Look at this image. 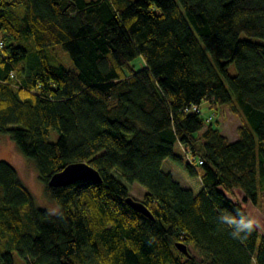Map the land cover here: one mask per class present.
Masks as SVG:
<instances>
[{"label":"trees","instance_id":"16d2710c","mask_svg":"<svg viewBox=\"0 0 264 264\" xmlns=\"http://www.w3.org/2000/svg\"><path fill=\"white\" fill-rule=\"evenodd\" d=\"M204 102L239 116L237 139L184 109ZM0 131L59 206L0 159V264L14 249L28 264H264L259 228L233 238L218 220L252 218L238 189L262 205L264 0H0ZM72 161L102 180L49 185ZM134 182L154 218L126 202Z\"/></svg>","mask_w":264,"mask_h":264},{"label":"rangeland","instance_id":"374dc122","mask_svg":"<svg viewBox=\"0 0 264 264\" xmlns=\"http://www.w3.org/2000/svg\"><path fill=\"white\" fill-rule=\"evenodd\" d=\"M59 54L63 56L65 64L67 67H73V64L68 56L67 51L63 48L62 45H57ZM35 54H31L30 57H34ZM231 74L236 72L234 64L229 66ZM202 112L205 116L212 115L213 122L216 123L221 131V133L226 134L227 137H231L230 133L237 135V127L240 125L241 120L239 116L232 113L229 108L225 105H221L217 108V114L214 113L215 109L209 108V103H202ZM230 135V136H228ZM58 137V132L56 130H51L50 140L55 141ZM0 159L7 160L11 162L19 171L23 181L32 191L35 203L38 206H43L51 210L52 212H57L59 206L55 201L50 200L44 190V183L39 177V171L35 160L30 157L25 156L17 146L16 142L11 138L10 134L7 132L0 131ZM163 169L167 172H170L174 179L180 182L184 187H191V183L188 179L181 173L179 170L175 169L172 165L167 162H163ZM130 194L135 198L142 200L146 189L139 184L138 182L129 183ZM235 199L240 200L243 204V207L247 210L249 215L252 218L258 219L261 222L260 231L264 234V193L261 197L262 205H257L252 203L251 200H244V193L242 190H236ZM190 251L200 257L197 249L194 246H189ZM15 264H28L26 260L19 254L17 250H13Z\"/></svg>","mask_w":264,"mask_h":264},{"label":"water","instance_id":"95a60500","mask_svg":"<svg viewBox=\"0 0 264 264\" xmlns=\"http://www.w3.org/2000/svg\"><path fill=\"white\" fill-rule=\"evenodd\" d=\"M93 180L101 181L100 172L86 161H72L64 166L61 170L55 172L49 179L48 184L51 186H61L73 183L77 180ZM126 202L136 211L154 218L151 210L144 204L142 200L135 198L133 195H128L125 198ZM177 247L186 255L191 256L189 246L184 242H177Z\"/></svg>","mask_w":264,"mask_h":264},{"label":"clouds","instance_id":"9594fccd","mask_svg":"<svg viewBox=\"0 0 264 264\" xmlns=\"http://www.w3.org/2000/svg\"><path fill=\"white\" fill-rule=\"evenodd\" d=\"M218 220L231 230L230 234L233 238H241L242 234L244 236L251 235L254 230L261 227V222L258 219L250 218L247 215L241 219L225 212L218 217Z\"/></svg>","mask_w":264,"mask_h":264},{"label":"built area","instance_id":"2783aa9c","mask_svg":"<svg viewBox=\"0 0 264 264\" xmlns=\"http://www.w3.org/2000/svg\"><path fill=\"white\" fill-rule=\"evenodd\" d=\"M201 105L202 104H199V103H191L190 105L186 106L184 109L186 111L198 112L201 110ZM212 118H213L212 115H209L207 119L212 120ZM184 154L191 162H193L192 156L190 155V153L188 151H184ZM200 162H202V161L200 160Z\"/></svg>","mask_w":264,"mask_h":264},{"label":"crops","instance_id":"0c3cea01","mask_svg":"<svg viewBox=\"0 0 264 264\" xmlns=\"http://www.w3.org/2000/svg\"><path fill=\"white\" fill-rule=\"evenodd\" d=\"M231 134V137H229L230 138V140H234V139H237L238 138V134L237 135H234L233 133H230ZM226 135V134H225ZM227 136V135H226ZM228 136H230V135H228Z\"/></svg>","mask_w":264,"mask_h":264}]
</instances>
